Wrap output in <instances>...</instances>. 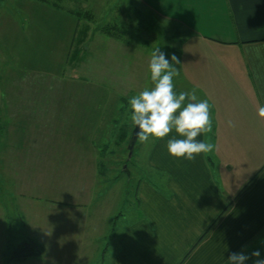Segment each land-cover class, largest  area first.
<instances>
[{"label": "crops", "instance_id": "crops-1", "mask_svg": "<svg viewBox=\"0 0 264 264\" xmlns=\"http://www.w3.org/2000/svg\"><path fill=\"white\" fill-rule=\"evenodd\" d=\"M133 2L150 13L149 33L117 40L103 35L94 42L81 122L108 129L113 112H125L120 103L151 78V53L160 48L170 63L172 54L181 61L173 62L180 72L173 78L176 93L195 89L197 102L209 100L212 131L197 139L213 143V151L195 160L177 158L167 149L168 139L183 138L175 130L163 139L150 136L140 142L137 160L149 169L137 185L138 216L121 230L113 227L109 238L110 203L73 202V217H57L52 230L31 237L42 244L40 255L0 264H228L233 252L249 257L244 264L264 260V118L257 114L264 106V0ZM39 71L66 79L61 71ZM34 106L39 117L57 107L42 101ZM60 111L70 116L67 106ZM77 142L73 136L74 156L92 161L105 153L96 151L95 138L87 140L90 149L79 150ZM257 250L260 257L252 256Z\"/></svg>", "mask_w": 264, "mask_h": 264}, {"label": "rangeland", "instance_id": "rangeland-1", "mask_svg": "<svg viewBox=\"0 0 264 264\" xmlns=\"http://www.w3.org/2000/svg\"><path fill=\"white\" fill-rule=\"evenodd\" d=\"M57 1V7L52 5L55 0L0 3L5 12L2 15L0 10V17L5 18L4 27H0L2 262L31 237L52 230L55 218L73 217V202L110 203L109 238L112 231L121 230L141 211L137 185L149 169L138 165L139 141L129 157L128 142L134 129L129 98L120 103L125 112H113L115 117L111 116L108 129L104 128L107 133L85 124L89 120L81 121L87 111L85 76L94 42L103 35L115 40L137 39L136 34L145 37L152 23L150 13L133 0ZM22 22L24 31L18 28ZM39 69L61 71L66 79L48 78L38 73L42 72ZM143 84L138 93L151 89L153 82L144 78ZM117 96L112 104L120 102ZM39 101L57 107L39 117L34 109ZM78 105L82 108L78 107L73 122V106ZM65 106L70 116L61 113ZM73 136L79 150L90 149L87 140L95 138L96 151L105 153L92 161L74 156Z\"/></svg>", "mask_w": 264, "mask_h": 264}, {"label": "clouds", "instance_id": "clouds-1", "mask_svg": "<svg viewBox=\"0 0 264 264\" xmlns=\"http://www.w3.org/2000/svg\"><path fill=\"white\" fill-rule=\"evenodd\" d=\"M173 62L176 65L181 63L175 54H172L170 63L160 48L151 53L149 68L154 87L145 88L129 99L130 118L132 124L139 128L136 133L139 142L148 143L150 136L163 139L175 130L183 138L168 139V152L177 158L195 160L200 153L208 154L215 147L211 142L197 139L201 133L212 131L211 105L208 99L197 102L195 89L176 93L173 78L180 72ZM186 99L189 102L183 106ZM257 114L264 118V106L258 107ZM227 123L229 127L236 126L232 120ZM251 255L260 257V252L254 251ZM248 258L243 253L233 252L228 256V264H244ZM255 264H264V260L257 259Z\"/></svg>", "mask_w": 264, "mask_h": 264}, {"label": "trees", "instance_id": "trees-1", "mask_svg": "<svg viewBox=\"0 0 264 264\" xmlns=\"http://www.w3.org/2000/svg\"><path fill=\"white\" fill-rule=\"evenodd\" d=\"M46 1V0H43ZM49 1V0H47ZM54 6H60L58 1L55 0L54 3H52ZM76 13V12H74ZM79 14V13H76ZM21 246V245H20ZM18 246L15 249L14 256L12 258H22V257H27V256H37L40 255L43 252V246L41 243H39L36 239L31 238L28 242H25V244H22L20 247Z\"/></svg>", "mask_w": 264, "mask_h": 264}, {"label": "water", "instance_id": "water-1", "mask_svg": "<svg viewBox=\"0 0 264 264\" xmlns=\"http://www.w3.org/2000/svg\"><path fill=\"white\" fill-rule=\"evenodd\" d=\"M139 132V128L138 126H135L134 125V129L132 131V135L130 137V140L128 142V150H129V157L131 158L133 153H134V149H135V146L137 144V136H136V133Z\"/></svg>", "mask_w": 264, "mask_h": 264}]
</instances>
